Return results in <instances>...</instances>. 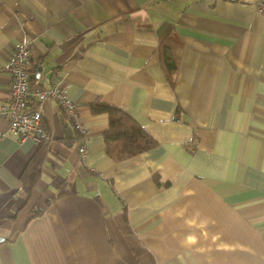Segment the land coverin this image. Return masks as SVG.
<instances>
[{
	"label": "crops",
	"instance_id": "obj_1",
	"mask_svg": "<svg viewBox=\"0 0 264 264\" xmlns=\"http://www.w3.org/2000/svg\"><path fill=\"white\" fill-rule=\"evenodd\" d=\"M171 32L170 74L160 45ZM26 40L34 84L61 81L82 128L43 100L47 144L20 140L1 113ZM97 99L157 144L110 157ZM0 132V264H264V15L253 2L0 0Z\"/></svg>",
	"mask_w": 264,
	"mask_h": 264
},
{
	"label": "built area",
	"instance_id": "obj_2",
	"mask_svg": "<svg viewBox=\"0 0 264 264\" xmlns=\"http://www.w3.org/2000/svg\"><path fill=\"white\" fill-rule=\"evenodd\" d=\"M256 6L257 12L264 15V0H249ZM31 43L26 40L16 48L9 68L11 84L8 98L1 107V113L9 120V130L17 134L20 140L32 139L37 144H47L51 135L43 123L41 101L54 99L68 117L82 129L77 122V104L69 97L67 88L61 81L54 79L50 86L31 85ZM38 102L31 104V100ZM4 132H0V138ZM86 137V135H85ZM87 137L85 138L86 141ZM82 156L86 155L84 144L79 147Z\"/></svg>",
	"mask_w": 264,
	"mask_h": 264
},
{
	"label": "trees",
	"instance_id": "obj_3",
	"mask_svg": "<svg viewBox=\"0 0 264 264\" xmlns=\"http://www.w3.org/2000/svg\"><path fill=\"white\" fill-rule=\"evenodd\" d=\"M177 42L179 43L177 37L171 32L160 45L165 68L170 74L177 70L178 62L174 51ZM31 85L36 86L32 77ZM34 101L32 99V105L37 103H34ZM91 109L95 113L105 112L109 116V126L104 133V139L106 152L113 159L117 161L127 159L149 150L157 144V141L123 109L101 99L92 102ZM42 160L43 154L39 151L36 152L21 177L23 187L28 192L40 175ZM66 194H68V190L63 188L53 199ZM49 202L50 200L47 203ZM42 211V208H35V214H40Z\"/></svg>",
	"mask_w": 264,
	"mask_h": 264
}]
</instances>
